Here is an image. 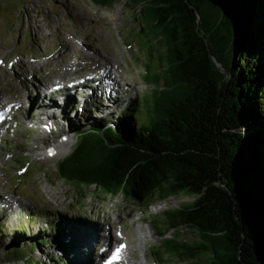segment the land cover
Wrapping results in <instances>:
<instances>
[{"label": "rangeland", "instance_id": "obj_1", "mask_svg": "<svg viewBox=\"0 0 264 264\" xmlns=\"http://www.w3.org/2000/svg\"><path fill=\"white\" fill-rule=\"evenodd\" d=\"M124 6L107 11L91 0H0V104L21 102L13 107L0 147V264H17L6 255L17 234L24 236L22 248L31 264H78L83 256L90 264L103 230L115 243L129 242L135 259L145 264L192 263L161 253L169 240L199 241L197 232L186 227L179 237V230L164 229L166 211L189 206L193 197L140 202L78 187L59 174L60 163L75 148L76 139L68 136L76 127L94 124L111 111L106 119L115 122L131 104L148 111L171 86L157 31L147 20L145 29H138L139 19ZM114 73L119 86L112 102L110 91L98 83ZM92 75L98 80L80 100L76 94L70 103L43 104L37 94L47 84ZM83 226L101 234L90 246L84 242L90 231L76 230Z\"/></svg>", "mask_w": 264, "mask_h": 264}, {"label": "trees", "instance_id": "obj_2", "mask_svg": "<svg viewBox=\"0 0 264 264\" xmlns=\"http://www.w3.org/2000/svg\"><path fill=\"white\" fill-rule=\"evenodd\" d=\"M214 2L236 32L229 87L239 121L223 113L217 122V93L207 57L184 33L167 28L168 52L162 62L170 88L148 111L142 104H131L115 122L106 119L115 113L111 111L94 124L76 127L68 136L76 139V148L58 169L62 179L73 185L140 202L184 193L197 197L190 206L166 211L164 229L177 233L187 226L199 231L219 260L211 264H225L213 235L227 229L232 233L224 236L226 243L236 239L222 217L224 197L216 198L214 183L222 160L226 177L250 215L255 230L252 246L256 245L259 264H264V0ZM23 238V234L10 238L6 255L11 262L31 264L22 248ZM46 243L41 240L40 245ZM168 243L162 255L191 264L208 250L175 239Z\"/></svg>", "mask_w": 264, "mask_h": 264}, {"label": "water", "instance_id": "obj_3", "mask_svg": "<svg viewBox=\"0 0 264 264\" xmlns=\"http://www.w3.org/2000/svg\"><path fill=\"white\" fill-rule=\"evenodd\" d=\"M91 1L99 9L107 11L117 7L118 4H125L124 7L132 9L137 17L136 19H139L141 25L138 29L141 31L145 29V26L142 25L144 21H149L151 27L158 33V44H162L164 57L168 52L166 29H177V31L179 30L184 33L188 40L198 46L201 53L205 54V58L207 57L210 63L208 69L214 79V86L217 93L216 98L218 101L217 122H219V118L223 113L230 116L233 115L236 122L239 121V113L236 111L232 102V94L229 87L233 80L235 70L233 63V44L236 40V32L232 25L228 23L225 13L220 11V9L218 10L214 0ZM165 66L164 63V70L167 68ZM228 131L225 129V132ZM236 131H239V129ZM216 132L219 133L217 127ZM75 148H73V151ZM62 154L63 156L65 155V153ZM68 157H65V159ZM218 157L220 158V156ZM214 186L217 191L216 198L219 196L224 197L222 217L231 225V231L235 232L234 236L236 239L234 242L229 240L230 245L228 242L226 243L224 236L227 237L232 233L227 229L219 234L213 235L217 242L216 249L219 251L221 258L223 257L225 264H228L229 261L242 264H259L260 260L256 245L255 247L252 246L253 240L251 238L255 236L252 220L247 213L238 189L231 183L229 177H226L222 160L217 168V177ZM185 195L193 197V203L197 200L195 196ZM185 227L196 231L187 226H182L181 228L183 229ZM196 232L199 241H194L190 244L202 245L207 247L208 250L202 251L198 260L195 261V264L219 263L214 249L205 241L204 234L199 231Z\"/></svg>", "mask_w": 264, "mask_h": 264}, {"label": "bare ground", "instance_id": "obj_4", "mask_svg": "<svg viewBox=\"0 0 264 264\" xmlns=\"http://www.w3.org/2000/svg\"><path fill=\"white\" fill-rule=\"evenodd\" d=\"M114 76H115V78H113L112 76V79H109V80H107V78L108 77H110L109 75H108V77H106V78H104V79H101V81L98 83V87H102L103 88V90H104V88H105V90L107 91V92H109L110 91V95H108V99H110V100H113V99H115V89H116V87H118L119 86V81L117 82V80L119 79V76L118 75H116V73H114L113 74ZM120 77H121V75H120ZM73 78H75V80H72L73 82H70V83H77V82H79V80H81V79H79V78H77V77H73ZM77 78V79H76ZM113 79H114V81H113ZM118 83V84H117ZM123 86H125L126 84H122ZM56 86V85H55ZM51 88H53V87H51ZM37 100V99H36ZM117 100V99H116ZM112 102H114V100L112 101ZM19 104H21V102H17L16 104H13V103H7V105H14V106H17V105H19ZM22 104H24L23 102H22ZM1 105V107L2 108H0V113H3V115H1V117L2 116H4V115H7V111L5 110V106H7V105H5V106H3L2 104H0ZM34 106H35V104H33ZM117 105H119V102H117V104H115V106H117ZM22 106V105H21ZM38 121V120H37ZM40 121V120H39ZM39 150V148L37 147L36 148V150ZM5 199V198H4ZM5 203V202H4ZM23 204V203H22ZM94 228V226H92V227H90V226H83V227H80V228H77L76 230H83L82 232H89L90 231V233H89V235H88V237H86L85 239H84V242H87L88 243V245L90 246V244L92 243V241L94 242L97 238H99V235H101V234H97V232H95V229H93ZM93 229V230H92ZM88 230V231H87ZM92 230V231H91ZM104 235V234H103ZM112 240H115V238L113 239V237H112ZM121 243H124V242H120V244ZM94 245H93V247H92V254L91 255H93V249H94ZM88 251H89V248H88ZM117 253V251L115 252V254ZM135 255L133 254V249L130 247V245L128 244V249H127V252L125 253V255H122V254H120V258H127V261L128 262H126V264H145L144 263V261H142V258H140V260H136L135 259V257H134ZM93 257V256H92ZM119 259V258H118ZM120 260V259H119ZM92 262H93V259H92V261H91V263L90 264H92ZM78 264H88V260L85 258V256H83L82 257V259L80 260V262H78ZM121 264H124V263H121Z\"/></svg>", "mask_w": 264, "mask_h": 264}, {"label": "snow or ice", "instance_id": "obj_5", "mask_svg": "<svg viewBox=\"0 0 264 264\" xmlns=\"http://www.w3.org/2000/svg\"><path fill=\"white\" fill-rule=\"evenodd\" d=\"M121 251H122V249H118V250H117V253H116L117 257L120 256Z\"/></svg>", "mask_w": 264, "mask_h": 264}]
</instances>
